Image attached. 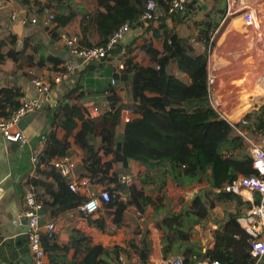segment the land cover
<instances>
[{
	"label": "trees",
	"instance_id": "16d2710c",
	"mask_svg": "<svg viewBox=\"0 0 264 264\" xmlns=\"http://www.w3.org/2000/svg\"><path fill=\"white\" fill-rule=\"evenodd\" d=\"M15 1L27 11L29 18L35 9L42 18L51 12H77L81 19V37L76 40V44L87 49L104 45L115 30L125 23H129L132 30L151 33L157 43L166 41L164 52L154 44H137L134 40L125 45L126 58L120 56L119 50L109 53L108 60L118 54L125 60L126 68L121 73L115 72L113 77L116 84L110 83L103 92L107 95L109 107L105 114L95 118L87 116V110L80 101L87 94L94 93L81 91L79 86L59 95L56 105L49 107L37 177L26 179L27 186L38 192V201L44 204V199L49 195L51 200L48 205L67 210H76L88 201L79 192L71 191L67 180L52 166L53 159L75 153L88 172L91 184L107 187L105 191L110 194L112 201L104 205L106 209L114 211V222L121 226L126 211L144 195L142 179L133 178L131 185L121 181V177L131 175L132 161L150 170L162 169L167 164L187 166L191 162L196 167L195 170L192 167L191 173H196V169L210 171L211 187L217 192L195 193L189 201V209L173 219L169 227L184 242H189L193 227L186 223L185 216L209 219L217 229L213 231V239L208 241L207 246L198 250L196 262L254 264L251 237L238 221L243 213L241 210L245 212L251 204L225 189L240 175L259 177L260 173L249 153L224 157L219 154V147L224 141L235 139L234 130L245 133V137L254 140L255 144L260 143L259 137L264 136V105L240 122L231 123L213 108L206 78L210 52L224 29L227 4L215 22L206 19L199 22V37L205 47V53L200 54L190 38L180 34L178 27L170 22L172 16L168 10L173 0ZM149 1L154 2L155 12L146 27L141 17ZM196 2L191 1L187 12ZM180 15L183 14L177 15L180 17L179 24H182L186 16ZM211 32L214 34L213 40L209 36H212ZM15 44L16 38L4 35L0 25V64L3 62L1 56L8 55L14 62V76L18 71L28 69L34 74L29 75V79H34L35 67L42 68L49 62L56 67L63 64L53 57H38L34 47L27 43L25 49L19 52ZM174 62L179 72L189 75L191 84L169 73ZM63 68L56 72H61ZM53 77L50 76L51 91L55 84ZM124 91L130 96L128 108L141 115L127 122H123L122 116L121 93ZM22 96L20 89H1L0 116L9 119L16 113L21 107ZM263 103L264 87L255 97L242 96L235 102L239 105V112L245 113ZM189 171L186 172L189 174ZM48 182L51 186L46 194ZM120 191L128 194L126 200L122 199ZM230 203L235 204L236 212L223 208ZM53 240L49 237L44 239L46 264H67V252L77 244L71 241L58 245ZM83 241L88 244L91 242L89 239ZM122 252L121 247L109 251L96 245L81 249L79 263L76 264H117L119 260L110 262L108 256L111 253L120 255ZM148 253L149 247L143 239L138 249L143 264H147ZM190 254L191 249L188 248L185 255L188 257ZM185 263L189 264L187 260Z\"/></svg>",
	"mask_w": 264,
	"mask_h": 264
},
{
	"label": "crops",
	"instance_id": "0c3cea01",
	"mask_svg": "<svg viewBox=\"0 0 264 264\" xmlns=\"http://www.w3.org/2000/svg\"><path fill=\"white\" fill-rule=\"evenodd\" d=\"M80 3L85 4L83 1ZM35 10H33L29 20L32 18L42 19ZM24 12L27 13L15 0L0 1V25L3 27L4 35L15 37L10 31L9 25L17 20L13 19L14 15L19 16ZM55 14L57 19L49 28H44L40 24L32 25L29 22L25 27L23 48L18 50L17 37H15V45L17 50L22 52L25 49V43H27L34 47L38 57H53L62 61V65L56 67L54 63L49 62L42 68L35 67L36 78L29 79V75H32L33 72L22 69L14 76L13 60L6 54L1 56L3 62L0 64V90L4 88L20 89L23 93L22 97L40 98L43 109L38 113L24 117L18 125L19 130L26 135L27 143L23 145L9 144L0 135V264H33L34 262V255L29 246L28 228L26 224H23L26 195L31 189L27 186L26 179L37 177L38 165L33 162V157L37 151L44 149L42 136L46 130V115L49 107L56 105L59 95L62 96L73 91L78 86L81 87V91L94 93L87 94L80 101L86 110L88 106H101L104 102L107 103V95L103 92L108 88L113 75L117 71V63L113 61V58L105 64L90 63L88 65L76 60L70 54L68 48L65 47L62 36L66 35L76 40L81 37L80 16L77 12ZM218 19L219 17L216 19L209 18V21L215 22ZM170 22L175 27L179 23V21L175 22L173 18L170 19ZM142 33L139 30H132L127 37L126 44L135 40L137 44L150 43L156 45L160 51H165V40L157 43L152 35ZM136 50H138V46ZM74 61L80 65V70H78L75 77L61 86L54 84L49 94L39 95L34 87V80H43L51 85L50 76L55 77L59 73L56 72L57 69ZM24 72L27 74H24ZM169 73L187 84H191L189 75L179 72L176 62L169 68ZM229 85L231 88L229 94L237 102L239 97H255L259 94L260 89L264 87V78L260 79L258 74L254 78L243 76L235 78ZM126 93L128 94V92ZM122 116L123 122L141 117L140 114L128 108L123 109ZM224 118L227 119V117ZM227 120L231 123H238L231 119ZM233 135L235 139L243 136L239 130H234ZM233 141H224L220 145L219 154L221 156H237L233 153V150L226 151V148ZM68 156L77 163L74 179L78 185L80 195L86 199L99 197L107 187L91 184L89 174L84 169L78 156L75 153H70ZM130 167L131 175L128 176L144 181V195L138 198L137 202L126 211L121 226H117L114 222V211L106 209L104 204L96 214L86 215L79 208L67 210L60 206L48 205L47 203L51 200L49 195L44 199L41 211L42 224L44 226L48 223L55 224L56 232L53 242L61 245L73 241L77 244L75 248H71L67 252V264L79 263L78 258L81 249H88L96 245H101L109 251L115 247L123 249L120 255L111 253L108 256L110 262L119 260L117 264H143L138 254L143 239L146 240L147 246L152 250L156 264H161L174 257H182L189 264H197L196 255L198 250L205 248L208 241L213 239V231L217 229V226L209 219H199L192 216L189 218L186 215L185 221L193 227V233L190 241L184 242L181 236L169 227V224L189 209V201L196 193L195 191H197L199 185L202 184V188L200 187L202 194H212L211 191L213 193L217 192L211 187L210 171L202 172L196 169V173H191L192 167H194V170L196 168L191 162L187 166L167 164L162 169L150 170L140 163L132 161ZM188 169L190 170L189 174L186 172ZM50 186L51 183L48 182L45 189L46 194ZM35 192L38 197V192ZM119 193L123 200L128 198V194L121 191ZM249 194L246 193L248 197ZM192 221H194V224H192ZM201 222H210L212 225L209 232L210 237L204 243L201 238L198 242L201 235L198 226ZM84 239L91 240L90 244L85 243ZM131 243H134V245H131ZM188 248L191 249V254L187 257L185 252Z\"/></svg>",
	"mask_w": 264,
	"mask_h": 264
},
{
	"label": "built area",
	"instance_id": "2783aa9c",
	"mask_svg": "<svg viewBox=\"0 0 264 264\" xmlns=\"http://www.w3.org/2000/svg\"><path fill=\"white\" fill-rule=\"evenodd\" d=\"M191 0H173L170 3L168 13L170 16L185 14L187 6ZM227 5L231 15V10L242 16L244 23L247 25H255V29L264 31V14L260 10L258 0H227ZM155 12V4L149 1L147 10L143 13L141 21L144 26H148L153 19ZM18 15H14L16 20ZM57 16L51 12L41 20L32 18L28 20L32 25H42L44 28L51 27L55 23ZM132 29L129 23L119 26L110 39L104 45H98L94 48L87 49L76 44L75 38H69L66 35L62 36V41L65 47L68 48L70 54L76 60L82 61L86 65L90 63L105 64L108 61V55L112 51L119 50L120 56H127L126 41ZM113 61L117 63V72H121L126 68L125 60L119 55L113 57ZM80 70V65L76 61L68 63L63 70L54 77V83L61 86L69 82L76 73ZM34 87L41 96H45L51 92V85L43 80H34ZM111 84L115 85L116 80L113 77ZM21 107L9 119L0 116V135L9 144L23 145L27 143L26 135L19 130L20 121L28 116L42 111L43 103L40 98H32L29 96L21 97ZM105 108V111H104ZM92 105L87 107V114L90 117H99L109 111L108 104L106 107ZM42 150L37 151L33 157V162L39 164V156ZM248 153L254 160V166L259 171L260 176H239L231 185L227 186L225 191L241 196L244 202L251 204V207L245 211L244 217H239L238 221L241 226L251 237L252 256L255 258L254 264H264V149L261 145L252 143L249 145ZM53 167L58 170L60 175L67 180L71 191L78 192V185L74 179V173L77 170V163L70 156L60 157L52 161ZM121 181L126 185H131L132 176L122 177ZM202 189L198 188L197 193H201ZM246 193H250L249 197ZM112 201L108 192L104 191L99 197L88 198V201L81 205L79 209L86 215H94L101 209L103 204ZM43 205L38 201L37 194L34 189H30L26 195V209L23 212V218L26 221L28 228L29 246L34 255L33 264H46L44 239L45 237L55 238L56 226L54 223L42 224L41 211ZM161 264H187L182 257H174L166 260ZM197 264H223L220 261H202Z\"/></svg>",
	"mask_w": 264,
	"mask_h": 264
},
{
	"label": "rangeland",
	"instance_id": "374dc122",
	"mask_svg": "<svg viewBox=\"0 0 264 264\" xmlns=\"http://www.w3.org/2000/svg\"><path fill=\"white\" fill-rule=\"evenodd\" d=\"M196 1L194 7L188 10V12L186 10L185 14L180 15L181 17H186L182 24H177V27L180 34L190 38L191 43L194 44L199 53L204 54L205 47L200 41L198 24L202 19L209 20V18L216 19L220 17L223 14L227 0ZM258 1L260 10L264 14V0ZM234 11L232 9L230 15L227 5L226 16L223 22L224 29L216 39V46L210 52L206 78L213 108L223 117L234 120V122H240L247 115L260 110L264 104L256 106L252 110L250 109L247 113L239 112V105L235 104L234 97L229 94L231 89L229 84L235 78L243 76L254 78L258 74L260 79L264 78V31L255 29V25H247L244 23L242 16ZM172 18L175 22L180 20V17L177 15ZM140 31L143 32L142 34L149 33L144 30ZM149 34L151 35V33ZM209 36L212 40L214 39V34ZM214 58L216 60L212 62ZM121 97L123 109H127L130 96L126 92H123ZM106 105L107 103L104 102L102 107L104 108ZM241 135L245 136V133L241 132ZM243 136L233 139L234 141L229 144L230 146L226 148V151L233 150L235 155L240 153L247 154L249 145L251 142H255ZM259 139L260 143H256L264 149V136H260ZM201 185L198 187L202 188ZM195 192L197 193V191ZM211 193L213 192L211 191ZM223 208L229 212L237 211L234 203L224 205ZM241 211L243 212L242 214L245 213L244 209ZM198 228L201 230L198 242H200V238L206 240L210 237L209 232L212 229L210 222H201Z\"/></svg>",
	"mask_w": 264,
	"mask_h": 264
},
{
	"label": "water",
	"instance_id": "95a60500",
	"mask_svg": "<svg viewBox=\"0 0 264 264\" xmlns=\"http://www.w3.org/2000/svg\"><path fill=\"white\" fill-rule=\"evenodd\" d=\"M28 20H29L28 14L24 12L18 16V18L15 22H13L9 25L10 31L13 34V36L18 38V50L23 48V40H24V35H25L24 32H25V27L28 24ZM241 216L244 217L245 215H241ZM23 224H26L25 220L23 221ZM204 242H205V240H203V243ZM155 262L156 261H155V258L153 256V252L150 249L149 253H148L147 264H156Z\"/></svg>",
	"mask_w": 264,
	"mask_h": 264
},
{
	"label": "bare ground",
	"instance_id": "6f19581e",
	"mask_svg": "<svg viewBox=\"0 0 264 264\" xmlns=\"http://www.w3.org/2000/svg\"><path fill=\"white\" fill-rule=\"evenodd\" d=\"M215 60H212V62H214Z\"/></svg>",
	"mask_w": 264,
	"mask_h": 264
}]
</instances>
